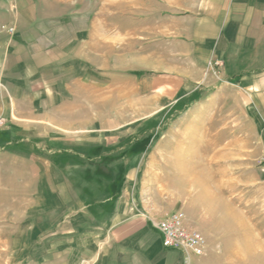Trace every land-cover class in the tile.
Instances as JSON below:
<instances>
[{
    "label": "rangeland",
    "instance_id": "1",
    "mask_svg": "<svg viewBox=\"0 0 264 264\" xmlns=\"http://www.w3.org/2000/svg\"><path fill=\"white\" fill-rule=\"evenodd\" d=\"M44 1L76 89L0 108V264H184L143 217L178 210L207 239L185 264H264V154L218 155L260 93L218 79L211 1Z\"/></svg>",
    "mask_w": 264,
    "mask_h": 264
},
{
    "label": "crops",
    "instance_id": "2",
    "mask_svg": "<svg viewBox=\"0 0 264 264\" xmlns=\"http://www.w3.org/2000/svg\"><path fill=\"white\" fill-rule=\"evenodd\" d=\"M210 1L212 11L205 21L210 22L214 35L219 37L210 40L207 36L211 30L207 29L203 43L206 50H214L213 59L224 63L217 72L218 79L243 76L247 82L245 89L260 93L256 102H246L245 125L239 136L235 135L226 150L219 151L218 155H259L261 159L264 154V0ZM48 5L44 0L0 2V11H3L0 26L15 27L14 34L3 29L4 34L0 35V108L8 102H56L54 92L76 89L75 82L62 79L59 38L52 34L50 26L47 28L50 21L45 18ZM212 41L214 44L208 46ZM45 92H52L47 101ZM250 95L254 97L252 92ZM253 164L247 162L244 170L253 171ZM261 171L256 169L255 174H245V185L259 186L264 192ZM143 217L156 232L162 249L181 254L184 264L188 263L185 253L164 245L163 234L152 222L158 216L143 214Z\"/></svg>",
    "mask_w": 264,
    "mask_h": 264
},
{
    "label": "built area",
    "instance_id": "3",
    "mask_svg": "<svg viewBox=\"0 0 264 264\" xmlns=\"http://www.w3.org/2000/svg\"><path fill=\"white\" fill-rule=\"evenodd\" d=\"M9 34L15 33L14 26H3ZM264 165V155L262 158ZM153 225L163 234V243L168 248H173L185 253L187 261L193 256H201L207 250V239L197 228L191 226L181 210L167 213L152 219Z\"/></svg>",
    "mask_w": 264,
    "mask_h": 264
}]
</instances>
